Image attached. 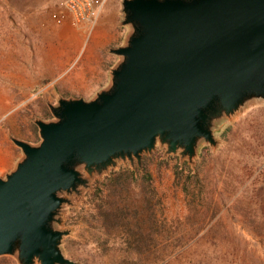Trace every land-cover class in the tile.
Returning a JSON list of instances; mask_svg holds the SVG:
<instances>
[{
	"label": "water",
	"instance_id": "obj_1",
	"mask_svg": "<svg viewBox=\"0 0 264 264\" xmlns=\"http://www.w3.org/2000/svg\"><path fill=\"white\" fill-rule=\"evenodd\" d=\"M130 26L110 84L90 100L59 97L35 119L40 141L10 137L23 157L0 176V256L79 264L61 249L62 206L118 161L159 144L192 163L215 148V123L264 100V0H121Z\"/></svg>",
	"mask_w": 264,
	"mask_h": 264
},
{
	"label": "rangeland",
	"instance_id": "obj_2",
	"mask_svg": "<svg viewBox=\"0 0 264 264\" xmlns=\"http://www.w3.org/2000/svg\"><path fill=\"white\" fill-rule=\"evenodd\" d=\"M64 3L0 0L2 177L23 157L10 137L37 144L40 137L34 120L54 119L49 104H56L59 97L90 100L107 88L110 71L120 60L109 49L124 45L130 32V26L121 23V0H106L94 25L75 21ZM213 133L217 146L201 142L197 154L202 145L208 148L200 159L196 154L193 162L198 161L204 190L218 202L215 211L189 210L190 195L186 198L173 185L171 166L175 160L170 159L165 167L155 158L150 169L154 188L163 200L170 239L154 240L158 227L151 223L152 217L145 223L140 184L133 185L127 196L123 192L116 197L130 206L126 226L105 224L94 199L84 196L86 188L70 195L71 203L62 206V223L57 227L71 230L62 239L64 255L79 264H264V237L256 235L242 219L249 198L239 197L241 190L249 193L264 183V100H253L233 117L217 121ZM157 147L165 153L164 146ZM121 162L129 161L120 160L116 166ZM101 175H94L88 188ZM134 209L137 216H133ZM157 210L152 197L149 212ZM130 230L152 237L148 243H128ZM0 264L18 261L14 255H1Z\"/></svg>",
	"mask_w": 264,
	"mask_h": 264
},
{
	"label": "trees",
	"instance_id": "obj_3",
	"mask_svg": "<svg viewBox=\"0 0 264 264\" xmlns=\"http://www.w3.org/2000/svg\"><path fill=\"white\" fill-rule=\"evenodd\" d=\"M207 148V145H202L199 148L197 158L200 159L203 156V151L207 150ZM155 158H157L159 165L166 164L165 167H168L170 159L175 160L171 166L173 185L175 188L181 189L186 198L190 195L191 199L188 200L189 210L192 212L195 211V213H207L211 209L212 212L217 209L218 202L214 200L209 192L204 190V185L198 178V161L190 163L188 160L181 159L177 155H166L164 153V148L161 147H157L152 154L144 155L140 164L121 162L108 172L103 173L99 178L95 179L90 188L85 190L84 196L94 199V205H96L101 220H103L105 224L126 226L129 224L127 213H130V206L125 202L124 204L120 203L123 201V198L118 199L116 197L123 192H126L124 195L127 196L129 193L128 191L133 185L140 184L139 187H142L143 191V207L146 212L145 223L150 222L152 217L151 223L158 227V232L154 240L162 242V240L170 239L171 235L167 232L168 223L162 197L158 195L153 185L154 176L150 169V165ZM156 171L158 175L161 174L160 166H158ZM149 191H151V193ZM240 196L249 198V207L246 208L244 212H241L243 213L241 214L243 217L242 219L250 225L256 235L264 237V183L255 186L253 189L251 188L249 193L248 191L241 190L239 192V197ZM152 197L155 198V203L158 207V210L154 211V213L153 211L149 212ZM135 209L132 210L133 216H137L138 213ZM215 224L216 223L211 226ZM126 235L128 243H148L149 239L152 237L150 233L141 234L140 231L134 230H130Z\"/></svg>",
	"mask_w": 264,
	"mask_h": 264
},
{
	"label": "built area",
	"instance_id": "obj_4",
	"mask_svg": "<svg viewBox=\"0 0 264 264\" xmlns=\"http://www.w3.org/2000/svg\"><path fill=\"white\" fill-rule=\"evenodd\" d=\"M106 0H65L66 11L77 22L94 25Z\"/></svg>",
	"mask_w": 264,
	"mask_h": 264
}]
</instances>
